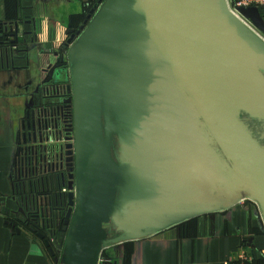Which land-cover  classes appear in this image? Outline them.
<instances>
[{"label": "water", "instance_id": "water-1", "mask_svg": "<svg viewBox=\"0 0 264 264\" xmlns=\"http://www.w3.org/2000/svg\"><path fill=\"white\" fill-rule=\"evenodd\" d=\"M25 1L38 5L19 0L4 23L0 69L20 58ZM239 12L264 33L257 8ZM67 35L48 73L70 86L54 103L72 108L75 131L56 264H118L104 253L243 201L264 225V40L226 0H100Z\"/></svg>", "mask_w": 264, "mask_h": 264}, {"label": "crops", "instance_id": "crops-1", "mask_svg": "<svg viewBox=\"0 0 264 264\" xmlns=\"http://www.w3.org/2000/svg\"><path fill=\"white\" fill-rule=\"evenodd\" d=\"M77 6L69 0H38L41 14L37 30L39 44L36 49L23 51L15 67L0 71V264H53L45 245L35 239L24 227L14 224L7 211L16 209L12 199L11 168L16 146L20 140L22 121L26 114V88L33 89L40 82L41 69L70 38L71 16L83 11L84 3ZM65 4L66 6H62ZM72 4V5H70ZM25 7L31 3L24 4ZM66 9V15L59 12ZM4 2L0 0V21L4 19ZM33 16L32 11H24ZM20 24L22 38L27 45L35 31L25 19ZM25 49V48H24ZM251 241V242H250ZM126 245L129 248L126 249ZM129 249L131 264H235L242 250L252 255L253 264H264V225L258 207L251 203L236 205L215 214L200 216L193 221L164 232L124 245ZM104 255L114 261L109 251Z\"/></svg>", "mask_w": 264, "mask_h": 264}, {"label": "built area", "instance_id": "built-area-1", "mask_svg": "<svg viewBox=\"0 0 264 264\" xmlns=\"http://www.w3.org/2000/svg\"><path fill=\"white\" fill-rule=\"evenodd\" d=\"M226 2L230 12L264 40V33L239 12L242 8H257L264 20V0ZM39 10L40 4L35 6L30 18L35 27L32 35L34 44H39ZM9 40L16 38L10 37ZM18 46L11 48L17 50ZM63 107L51 106L45 114L40 117L36 115L37 129L31 130L26 138L20 137L11 168L12 199L16 209L6 214L14 224L24 227L36 240L44 245L48 242L49 248L45 245L48 253L50 249L55 253L60 251L59 240L65 228L70 209L69 195L72 192L69 183L75 162L74 119L72 108L66 105L65 110ZM246 203L251 202L243 201L241 205ZM57 253L55 257L60 258ZM234 263L252 264L253 257L242 250ZM53 264L56 263L53 261Z\"/></svg>", "mask_w": 264, "mask_h": 264}, {"label": "flooded vegetation", "instance_id": "flooded-vegetation-1", "mask_svg": "<svg viewBox=\"0 0 264 264\" xmlns=\"http://www.w3.org/2000/svg\"><path fill=\"white\" fill-rule=\"evenodd\" d=\"M26 3H31L32 5L31 6H28V7H25L24 4H26ZM36 5L37 4L35 2L25 1V2H22L21 7L24 9V11L27 10V11H32L33 12ZM25 8H28V9H25ZM29 8H31V9H29ZM24 11H22V14H23L22 17L23 18L21 20L19 19L20 24H22L24 21H26L25 19H27L28 22L31 21L30 20L31 16H25ZM75 15H77V14H75ZM72 16H74V15H72ZM20 24H19V26H20ZM30 24L33 25L32 22ZM19 30H20V28H19ZM27 33H31L30 36L33 35V31L32 32H27ZM22 40L23 39L20 38L21 44H23L22 43ZM9 41H14V40H9ZM0 42H5V41L1 40ZM31 45L34 46L33 49H36L38 47V45L37 44H34L32 40H31V44H29V45H27V44L25 46H22V45L21 46H18L17 45L18 46V49L15 50V56H18L19 57L20 54L23 51H26V48H28L27 51L30 50L31 47H32ZM59 51H60V49L58 51H56V52H59ZM64 52H66V50H64ZM54 53L51 56V58L44 64L45 66L41 69L40 82L37 83V85L34 86V88L31 89V90H30V88H26V90H25L26 93L23 94L24 97H25L29 93L35 92L37 90V94H36V97L34 99V103H33V106H32V108H34V110H35V116L33 118L32 130L37 129V122H36L37 116H39L41 114H45V112H48V110H49L48 108L49 107H51V106H64L63 108H65V106H66L63 103H55V104L49 105V104L46 103V100L47 99H57L59 101V100H63L65 98H67L70 95V86H69V84H60L58 82H55V81L53 82V81H50L49 80V77H48L49 71H51V69L55 65H58L59 64V61L58 60L61 57V54H59L58 57H55L54 56ZM1 70H3V69H0V71ZM68 107H70V106L68 105ZM65 110H67V109L65 108ZM72 114H73V111H72ZM74 169H75V164L71 168L72 174L74 173Z\"/></svg>", "mask_w": 264, "mask_h": 264}, {"label": "trees", "instance_id": "trees-1", "mask_svg": "<svg viewBox=\"0 0 264 264\" xmlns=\"http://www.w3.org/2000/svg\"><path fill=\"white\" fill-rule=\"evenodd\" d=\"M4 2V11L5 16L4 19L0 21V31L4 28V23L8 22H14L18 20V12L20 9L19 0H3ZM100 0H88L86 3H84V8L82 13L74 15L71 17V28L75 30H79V28L84 24V20L88 18V16L91 14V11L94 10L95 6L99 4ZM10 38V37H9ZM8 38V39H9ZM1 41V39H0ZM193 221V220H191ZM189 221V222H191ZM186 222L183 225L189 223ZM41 240V239H40ZM126 249L129 247V245L125 246ZM57 253V252H56ZM49 255L51 256L52 260L54 261V257L52 256L50 250ZM130 255H132V251H128L125 258V264H131L130 263ZM55 262V261H54ZM253 264V263H252Z\"/></svg>", "mask_w": 264, "mask_h": 264}, {"label": "rangeland", "instance_id": "rangeland-1", "mask_svg": "<svg viewBox=\"0 0 264 264\" xmlns=\"http://www.w3.org/2000/svg\"><path fill=\"white\" fill-rule=\"evenodd\" d=\"M64 3H65V1L66 0H62ZM73 5H75V6H77L78 8H77V12H80L81 11V9H80V3L78 2L79 0H69ZM72 4H70V5H72ZM62 6H66L65 4H63ZM66 12H68V10L66 9V7H65V10H63V8L61 9V11L59 12V15L60 14H62L63 15V17H64V15H66ZM4 13H5V11H4ZM3 13V15L5 16V14ZM82 13V12H81ZM3 16V17H4ZM67 16V15H66ZM68 17V16H67ZM58 100L57 99H47L46 100V103L47 104H55L54 102H57ZM129 248V247H128ZM124 250H125V247L123 246V247H118L117 249H112V253H110L111 251H109V253H108V255H110V257H112L113 259H115L114 261H117L118 262V264H125V256H122L121 255V252H124ZM129 251V249L126 251V254H127V252ZM132 251V250H131ZM132 253H133V251H132ZM130 263H131V255H130Z\"/></svg>", "mask_w": 264, "mask_h": 264}]
</instances>
